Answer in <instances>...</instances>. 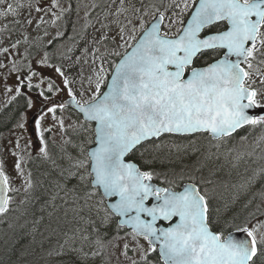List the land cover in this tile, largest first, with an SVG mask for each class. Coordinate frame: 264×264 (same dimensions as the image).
<instances>
[{
  "label": "snow or ice",
  "instance_id": "1",
  "mask_svg": "<svg viewBox=\"0 0 264 264\" xmlns=\"http://www.w3.org/2000/svg\"><path fill=\"white\" fill-rule=\"evenodd\" d=\"M52 2L57 4V0ZM151 7L155 9L154 22L146 25L142 21V34L132 37L135 43L129 44L123 55L115 53L120 59L113 64L110 79L104 75L103 64L94 71L95 81L88 77L89 87L95 85L88 99H77L73 89L67 87L70 81L64 71L54 67L63 77L71 103L84 118L83 123L69 127L78 136L91 135L82 136L81 143L73 145L79 150L78 156L62 149L67 167L52 161L58 172L43 205L49 209L48 235L39 243L41 251L51 258L44 264H88L96 259L99 264H153V253H158L156 264H264V220L256 219L257 214L264 213L257 208L244 217L229 215L235 196L223 210L213 208L217 185L212 177L218 169L209 170L208 176L201 175L199 180L189 175L177 190L174 180H165L168 187L154 185L156 173L128 159L146 142L158 149L165 136L197 137L189 139L184 149L186 155L197 156L193 170L202 173L205 162L214 156L219 159L221 144L234 139V134L246 127L264 128V114H254L255 109L264 108V0H170L163 5L164 12L155 4ZM169 9L173 11L166 31L162 25ZM7 12L15 15L16 9L8 4ZM175 24L180 27L172 31ZM120 38L123 40V29ZM208 51L217 53V57L206 66H195ZM48 55L45 52L37 64L47 66ZM27 68L26 78L18 76L19 84L39 88L31 80L41 73L32 68L31 62ZM11 71H19L15 63ZM47 88L53 96L61 91L50 78ZM15 91L17 96L23 94L20 87ZM39 95L52 105L46 114L56 120L65 102H53L43 91ZM27 107H33L31 98ZM46 114L35 119V130L38 155L49 160L44 132L51 129L41 131ZM57 122L63 130L64 120ZM18 126L23 128L24 124ZM200 137L209 138L203 153ZM156 140L162 143L156 144ZM69 143L72 141H65ZM213 147L217 152H212ZM244 155L241 152L233 157V168ZM15 167L22 173L19 161ZM261 173L264 167L255 175ZM30 177L31 173L25 191L34 187ZM246 186L247 181L239 185L241 189ZM11 191L9 177L0 168V214L9 211ZM94 196L99 199L93 201ZM150 200L154 202L149 206ZM158 221L168 224L158 226Z\"/></svg>",
  "mask_w": 264,
  "mask_h": 264
},
{
  "label": "trees",
  "instance_id": "2",
  "mask_svg": "<svg viewBox=\"0 0 264 264\" xmlns=\"http://www.w3.org/2000/svg\"><path fill=\"white\" fill-rule=\"evenodd\" d=\"M81 1L82 0H68L69 9L63 13L61 12L62 14L58 16L57 22L51 20L49 23V28L65 29V33H68L65 38L69 39V43H73L71 47H69V49H71V51H69V75L73 77L72 80H77L79 75L80 63L78 62V55L82 52V49L88 45L87 41L89 40H87L85 35L87 34L95 37L91 28L92 25L88 24L81 29L76 22ZM93 2L94 4L91 10L87 12L88 19L92 22L95 18H98L101 24H103L104 30L109 28L105 21L110 16L114 18L118 17V14H111V10L114 8L126 6L129 8L128 12L124 15L125 17H129V22L126 23V26L129 27L131 23L143 19L144 14H147L148 19L145 23L147 25L151 20L150 18H153L152 14L155 11L151 5L155 4L159 6L161 12H163V5L168 3L167 0H123V3H121V0H93ZM172 11V9H169L165 13L163 29L166 31L169 30L165 26L170 24L169 17L172 16ZM186 18L187 16L185 19ZM179 26V24L178 26L172 25L171 30L174 31ZM77 28H80V30L77 31ZM141 31L136 37H138ZM44 39L45 38L42 36L36 40L43 45ZM106 39L107 38H105L104 41H107ZM55 41L54 39V42ZM59 41H61L60 38H58V42ZM113 47H115V45ZM215 57H217V53L208 51L199 57L196 61V66L204 65ZM110 58L111 57L108 55L105 57L103 67L105 62ZM118 58L119 56L116 55L114 58L115 61H117ZM17 103L18 102L8 108L7 112L2 117L3 119L12 118ZM260 132L263 133L264 128L256 127L253 129L246 127L240 130L238 134H234V139H230L226 143L221 144V148L217 153L220 157L219 159H216L214 156L211 161L205 162L207 167L202 173L193 170L196 166L193 162L197 159V156L186 155L184 149V146L188 145L189 139H197V137L184 138L179 136H165L162 138L163 143L161 140L155 141L156 144L162 143L160 148H152V142H146L134 150V152L129 155V158L139 164L143 170L154 171L156 175H154L153 180L157 184L168 187L169 185L165 183V180H174L177 189L183 181L188 180L189 175L195 176V178L199 180L201 175L207 177L209 170L218 169L216 176L212 177L217 185L213 197V208L220 207L223 210V205L225 203H230L235 196L237 198L235 203H230V211L228 214L232 215L238 213L241 217H244L247 216L249 212H255L257 208H259L260 213H264V196L261 195V193H264V173L255 175L261 167H264V140H259ZM241 136H246L247 139L241 140ZM199 143L204 146L201 148V153H203L205 148L208 147L209 138L200 137ZM211 143L214 145L217 141H211ZM174 145H180L181 147L177 149ZM146 149L148 151H145ZM211 150L214 153L217 152L214 147ZM187 151L190 152L191 149L188 148ZM241 152L245 153V155L239 161L238 166L233 168V157ZM249 152L252 153L251 156L247 155ZM141 153H144V155H141ZM201 153L197 155H201ZM50 156L51 159L49 160L36 158L34 162L32 160L33 164H30V169L34 177L33 195L28 199L29 203L20 208L21 215L18 216L20 223L15 224L13 227L8 242H6V240L4 241L7 247L5 249L4 244L0 251V264H44L46 259H51L41 251L39 243L44 236L48 235L46 226L48 223L47 211L49 209H45L43 205L45 201L49 199L52 181L58 172V169L55 168L52 161L55 160L56 164L60 165L53 153ZM153 157L156 158L153 159ZM145 161H151V163L145 164ZM64 167L67 166L64 165ZM181 174H183V179H181ZM246 181L247 186L241 189L239 185ZM223 182H227L226 185ZM232 185H237V187L233 188ZM98 199L99 196H94L92 198L93 201ZM249 201H251V203H249ZM245 205H247V207H245ZM41 217L44 219L41 220ZM256 219L264 220L262 214H257ZM252 222L254 223L255 220ZM34 228L35 231H33ZM111 231L112 230L109 229L110 233ZM124 231L126 230H122L120 234L123 235ZM48 246L46 242L44 247L47 248ZM85 250L88 251L89 248L86 247ZM150 259L153 261V264H156L158 260L157 253L151 254ZM88 264H99V260H89Z\"/></svg>",
  "mask_w": 264,
  "mask_h": 264
},
{
  "label": "rangeland",
  "instance_id": "3",
  "mask_svg": "<svg viewBox=\"0 0 264 264\" xmlns=\"http://www.w3.org/2000/svg\"><path fill=\"white\" fill-rule=\"evenodd\" d=\"M25 6L27 8V15H29L31 18L30 25L32 28H37L36 25H44L43 23L47 22L48 19L46 20V12L43 9L44 5L35 8L31 0H25ZM42 1V0H38ZM169 3L170 0H167ZM167 3V4H168ZM58 4V5H57ZM57 7L58 10L63 9L66 6L65 0H57ZM94 4L93 0H82L81 4L79 6L78 12H77V24L79 25L80 28L85 27L86 25L90 24L92 25V30L95 34V37L92 35H85L86 38L91 42L87 46H85L82 49V52L78 55V62L80 63V70H79V75L77 80H69L70 84L69 87L73 89V92H77L79 94V99L81 101L88 99L89 95H91V91H94L95 85L89 87L88 83V77H92L93 81H95L96 76L94 75V71L99 70L101 64H103V60L105 57L108 55L111 58L105 62L104 68L105 72L104 75L107 76V74L110 71V68L113 66L115 62V53H120L122 54L126 49L129 44H132L133 36H137V34L141 31V22L143 21L144 23L147 22V14L143 15V19L133 22L129 25V27L126 26V23L129 22V17H125L124 15L128 12V7H117L111 10V14L116 15L118 14V17L114 18L110 16L105 22L109 26V28H106L104 30L103 24H101L100 20L98 18H95L92 22L88 19V13L91 10L92 5ZM55 5V6H56ZM3 8V7H1ZM37 9H40L37 11ZM164 12V11H163ZM87 13V15H86ZM166 13V12H165ZM151 19V18H150ZM29 21V20H28ZM26 21V23H28ZM174 26H178V24H175ZM180 27V26H179ZM42 28V27H40ZM80 28H77L79 30ZM121 29H123V40H121L120 35H121ZM30 29H27L26 32H28ZM44 30V28L41 29V31ZM76 30V29H75ZM39 35L42 34L38 33ZM51 36V34H49ZM72 36V35H71ZM102 37H106L107 41L105 42H100ZM50 40V37L48 38ZM112 44H115L116 48L112 46ZM104 45V47L99 48V52H97L98 46ZM123 45V46H122ZM122 46V47H121ZM71 47V44H60L59 46L56 47V51L58 53L64 54L67 49ZM86 50V51H85ZM100 53H105L104 55H100ZM107 54V55H106ZM43 58L42 55H39L36 57V63L38 60ZM101 60V61H100ZM11 63L13 64V56H11ZM41 69V76L37 77L36 79H32L31 83H37L39 84L38 91H43L45 92L48 90L47 85H48V79L50 78L48 72L45 73L44 70H50L51 68H54L55 66L50 64L49 61H47V66L45 65H40ZM18 68V67H17ZM28 70V68H27ZM47 77L45 79L44 77ZM43 78V79H42ZM57 78L55 76L51 77V80L54 81ZM83 92L84 95L81 96L80 93ZM57 120L55 122L56 126L51 130V136L53 137V143H47L48 145V151L50 148H54L56 152V160L57 162L64 166L68 165V161L65 158V153L62 151V149H66L67 152L71 153L73 156H78L79 155V150L76 147H73L74 144L78 145L81 143V137L82 136H90V133H82L80 136H78L76 133L72 131V127H69V129L62 130L59 127L58 120L62 118V116H57ZM50 120L49 119H44L41 121V129H43L47 124H49ZM65 123V121H64ZM81 123L79 119H69V123L67 124L68 126H78ZM75 124V125H74ZM68 126H66L68 128ZM65 132V134H64ZM5 135L0 139V168L4 171V173L9 177V187L14 189L12 191V202L17 201V195L18 199L22 198V195H26L23 197V199L28 198L27 196L30 194L28 191H25L26 187V182L27 179L29 178L28 172L26 170V164L25 160L26 158L29 157L30 153L33 151L32 143L28 139V135L26 133V129L24 128H13L7 130ZM65 135V136H64ZM71 140L72 143L65 144V141ZM17 143H19V147H17ZM37 145V144H36ZM35 147V144H34ZM39 148V146L37 145ZM36 150V149H35ZM54 151V152H55ZM51 152V151H49ZM54 152H51L50 155ZM55 158V157H54ZM19 161L22 169V173L18 172L16 169V163ZM17 192V193H16ZM15 207V205H13ZM264 219V215H263ZM5 222V226L1 227L0 226V251L2 250L4 244H5V249L7 247V244L4 242H8L9 235H11V231L15 224L20 223L18 220V217L16 218L15 215H6L5 220L0 216V222L3 223ZM142 244H144L145 248L147 247V244L145 241L141 239L140 241ZM122 243V242H121ZM129 255H132L130 252Z\"/></svg>",
  "mask_w": 264,
  "mask_h": 264
},
{
  "label": "flooded vegetation",
  "instance_id": "4",
  "mask_svg": "<svg viewBox=\"0 0 264 264\" xmlns=\"http://www.w3.org/2000/svg\"><path fill=\"white\" fill-rule=\"evenodd\" d=\"M35 1L36 0H31L30 6H32V3ZM25 2V0H2V2H0V13H6L0 14V65H2L0 66V135L9 128L17 127L21 122L24 124V126L29 125L31 119L33 118V125L35 126V119L41 114H46L47 108L52 106L50 103H48V101L39 95L40 91H38L36 87L29 89L26 86L19 84L18 76L20 79H24L29 73V70H27V65L29 62H31L33 69L41 73L40 66L36 63V57L39 55L44 56V53L47 52L49 54L48 61L50 64L61 67L65 73V76L69 79V53L64 55L62 53H58L56 50L51 51L54 48V40L50 38L49 41H51V43H49L46 36L44 44L45 49L42 52L39 42L36 40L39 39L40 35L38 33L42 32V28H45L46 30L45 35L48 34L47 29H49V33L51 35L56 34L57 38H63L67 36L68 33H65V29L63 28H49L50 21L52 20L53 22H57L58 16L62 14L61 10H58V4L54 6L52 0H37L33 6L37 8L44 5L42 10L46 12V20L48 19V21L43 23V26L36 25L37 28H32L30 23H26V21L31 20L29 19L31 17L27 15ZM65 3L66 6L63 9L68 10V0H65ZM8 4H12L13 8L16 9L15 15L7 12ZM27 29L30 30L26 32ZM66 30L68 31L67 28ZM211 30L215 31L216 29L213 28ZM58 32L62 33V35L58 36ZM17 41H19L18 44ZM13 44H16L15 48L12 47ZM5 48L8 49L7 52L3 51ZM11 56H13V61L16 64V67H18L17 69H19L18 72L11 71L13 66L11 63ZM44 72H48L50 79L52 76H55L57 79L54 80V82L61 89V91L56 92L54 96L48 90L44 92V95L48 96L53 102H66V100L69 98L67 93V87H69V85L66 87L63 84V77H60L54 71V68H51L50 70H44ZM37 77L40 76H34L32 79H36ZM44 78L47 79L46 76ZM32 84L37 85V83ZM17 87H20L21 92L23 93L20 96L16 95L15 89ZM8 89H10V91ZM13 97H15V99H13ZM29 98H31L33 101V107L30 109L27 107V100ZM16 102L18 103L16 104V109L12 118L3 119L2 117L5 115L8 108ZM22 116L23 120L21 119ZM57 116H62V119L65 121L64 129H66V126H68L67 124L69 123V107L66 106L62 112L58 110L56 113V117ZM45 118L52 119L53 117L51 114H46L44 115V119ZM56 120L52 121L51 124H49V126H47L45 129H53L56 126ZM41 131L43 132V130ZM50 133L51 131L44 132L45 140L49 139ZM28 136L32 144H35L34 149L38 150L39 148L37 145L39 146V138L36 134V130H32Z\"/></svg>",
  "mask_w": 264,
  "mask_h": 264
},
{
  "label": "water",
  "instance_id": "5",
  "mask_svg": "<svg viewBox=\"0 0 264 264\" xmlns=\"http://www.w3.org/2000/svg\"><path fill=\"white\" fill-rule=\"evenodd\" d=\"M152 22H154L153 20H152ZM150 25V24H149ZM119 61V60H118ZM117 61V62H118ZM111 76V75H110ZM109 79H110V77H109ZM65 104L67 105V106H69V107H71V108H73L74 110H76L78 113H79V111H78V109H76L75 108V106H74V104H72L71 103V100H70V98L65 102ZM80 114V113H79ZM254 114H264V108H257V109H255V111H254ZM82 115V114H81ZM83 117V116H82ZM84 119V118H83ZM153 183V182H152ZM154 185H156L155 183H153ZM156 186H158V185H156ZM158 187H161V186H158ZM154 201H152V200H150L148 203H149V206L151 205V203H153ZM167 224H168V222H166V221H158V226H167ZM237 235H239V234H237Z\"/></svg>",
  "mask_w": 264,
  "mask_h": 264
}]
</instances>
